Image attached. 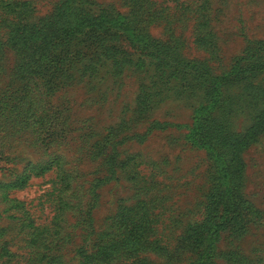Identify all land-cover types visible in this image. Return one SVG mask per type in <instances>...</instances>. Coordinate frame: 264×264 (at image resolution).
<instances>
[{"label": "rangeland", "instance_id": "1", "mask_svg": "<svg viewBox=\"0 0 264 264\" xmlns=\"http://www.w3.org/2000/svg\"><path fill=\"white\" fill-rule=\"evenodd\" d=\"M61 1L0 3V264H95L104 230L139 206L151 210L150 226L135 225L123 248L103 250L114 258L133 251L109 264H192L218 223L209 264H264V68L254 80L225 81L218 104L199 115L212 105V83L173 63L217 76L244 56L264 61L256 49L264 0H94L129 17L167 55L123 40L118 61L92 69L74 56L82 43L59 44L35 63L17 44L24 25L51 17ZM198 122L211 127L198 132L215 140L225 167L190 139ZM58 157L71 170L66 194L56 170L9 187ZM226 180L239 192L222 218Z\"/></svg>", "mask_w": 264, "mask_h": 264}, {"label": "trees", "instance_id": "2", "mask_svg": "<svg viewBox=\"0 0 264 264\" xmlns=\"http://www.w3.org/2000/svg\"><path fill=\"white\" fill-rule=\"evenodd\" d=\"M9 1L11 0H0V3H4V5L11 10L10 7L12 4ZM21 32L22 36L17 44L21 42L26 44V57L28 58L29 56V59L33 63L38 61L40 53L43 55L51 48H56L59 44L69 46L82 43V47L77 49V53L74 56L78 58V60H85L87 57L89 61L87 68L92 69L96 66L105 65L111 58L114 61H118V52L121 51V48L119 46L117 48L116 45H119L123 40L129 41L132 46L136 47L138 50L150 49V52L161 50L167 55L166 47L157 45L158 43L151 40L143 29H139L134 25V22L129 17L116 13L108 9V7L98 4L94 0H62L56 6L51 17L42 19L36 24L29 26L24 25ZM108 43L113 45H108ZM258 47L256 48L258 51H264V43H261V46ZM84 48H87L89 52L82 53L81 50ZM71 50L73 51L74 49H61L56 53L58 57H61L62 54L70 53ZM173 63L176 67L200 72L203 78H207L206 80L212 83L214 97L212 105L199 108L197 111L199 115L201 110L204 112L203 115L207 114L208 112H205L206 110H210L218 104L219 98L222 97L224 92L223 86L225 81L227 82L229 79L251 81L254 80L252 79L253 77H258L260 74L264 73V61L258 58L249 59L245 56L238 59L227 74L217 76H213L209 69H206L203 65L197 64L196 62L176 59ZM255 88L256 91L262 90V88L256 85ZM230 113H233V111L229 109L225 112L226 116ZM15 118L23 120L25 118L24 113L19 110ZM227 123L228 126H231L228 121ZM201 126L203 130L207 128L211 129V127H205V124L201 125V123L198 122L195 126L194 133L190 135V139L193 143L205 147L214 157L218 166L221 168L225 167L227 165L225 154L216 148L213 143L215 140H211L208 143L203 142L202 136L204 131L198 132ZM224 135L226 140H232V136L228 131H225ZM233 139L234 142H237L234 137ZM66 166L67 163L65 160L59 157L34 164L30 167L28 173H25L20 179L10 183L9 187H25L32 174L39 176L48 171L56 170L59 183H61L59 192L61 194H66L72 179L71 170ZM223 172L224 178L231 177L230 170L224 169ZM235 192L237 195L239 188L229 185L226 180V188L223 191L224 199L222 209L224 210V214L222 218L228 216L227 213L230 212L229 206L233 203L232 199ZM62 200L68 203V199L65 196L62 197ZM128 214L129 215L120 218V222L117 225L112 228L110 225V228L104 230V237L98 243V250L95 253V255L100 256H96L98 258L97 260H92L95 264H109L121 258L128 261L132 257V250L122 249L115 258L105 257L102 252L112 246L123 248L128 235L135 231V225H137L140 230L143 225L150 226L151 224L150 214H152V212L151 210L144 209L142 206H139L136 210H132ZM223 226L224 225L220 223L214 225V230L211 231V235L209 236L210 247L206 250L207 254H203L198 261L192 264H209L206 258L215 254L213 242L217 240L219 232L221 231L220 229L223 228ZM146 239L149 240V235L147 233Z\"/></svg>", "mask_w": 264, "mask_h": 264}]
</instances>
